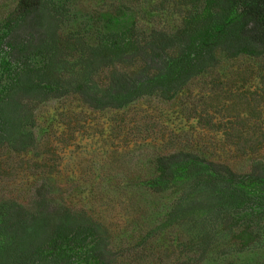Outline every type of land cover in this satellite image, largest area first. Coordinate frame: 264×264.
<instances>
[{"label": "rangeland", "instance_id": "rangeland-1", "mask_svg": "<svg viewBox=\"0 0 264 264\" xmlns=\"http://www.w3.org/2000/svg\"><path fill=\"white\" fill-rule=\"evenodd\" d=\"M57 1L68 8L60 30L64 49L78 51L74 58L60 56L57 61L58 71L69 72L65 79L70 72L81 79L87 66L101 62L93 50L117 39L113 29L133 32L136 23L139 33L171 32L181 21V0ZM16 2L6 0L5 9ZM119 59L125 67L131 61L129 56ZM80 62L85 72L75 67ZM23 131L0 148V209L11 217L55 210L87 216L107 228L112 248L125 264H206L207 258L208 264H258L264 259V242L254 236L232 239L234 244L226 248L220 245L225 240L215 237L202 257L194 253L201 238L195 222L151 232L166 220L179 196L175 190L154 194L142 185L156 176L159 158L180 152L227 164L240 174L260 167L264 58L222 57L214 74L196 78L189 90L171 100L153 95L122 109L102 110L91 108L78 94L38 102L34 126L27 128L35 144L30 141L27 150L21 147L26 144ZM201 191H193L192 204ZM4 230L0 228V264L17 253L15 234L4 235ZM139 255L147 258L139 260ZM13 260L11 256L8 263Z\"/></svg>", "mask_w": 264, "mask_h": 264}, {"label": "trees", "instance_id": "trees-1", "mask_svg": "<svg viewBox=\"0 0 264 264\" xmlns=\"http://www.w3.org/2000/svg\"><path fill=\"white\" fill-rule=\"evenodd\" d=\"M5 1L0 0V148L20 137L22 129L26 144L21 147L27 150L30 141L35 144L27 128L34 126L38 102L78 94L88 106L102 110L122 109L153 95L171 100L189 90L196 78L214 74L222 57L264 58V0H181L175 31L139 33L136 23L133 32L113 29L116 40L91 49L101 62L92 69L87 66L81 79L74 72L65 79L69 72L58 71L57 61L78 53L65 51L60 33L66 3L17 0L7 11ZM109 55L115 57L104 59ZM126 56L131 61L125 67L119 58ZM75 67L85 72L81 62ZM155 166L156 176L142 185L154 194L175 190L179 197L166 220L151 232L195 222L201 238L194 253L202 257L215 237L225 240L220 244L225 248L234 244L232 239L245 236L264 242V162L251 173L240 174L227 164L180 152L159 158ZM197 190H202L201 197L192 204L189 199ZM33 212L13 218L0 209L3 234H15L17 239V253L3 257L1 264H9L11 256L12 264H125L119 262L102 224L67 211Z\"/></svg>", "mask_w": 264, "mask_h": 264}]
</instances>
